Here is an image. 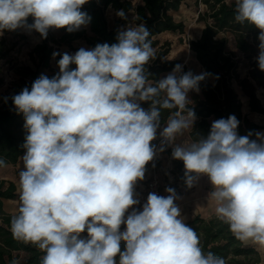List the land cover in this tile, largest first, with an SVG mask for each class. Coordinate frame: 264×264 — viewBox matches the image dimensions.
Listing matches in <instances>:
<instances>
[{
	"label": "clouds",
	"instance_id": "1",
	"mask_svg": "<svg viewBox=\"0 0 264 264\" xmlns=\"http://www.w3.org/2000/svg\"><path fill=\"white\" fill-rule=\"evenodd\" d=\"M86 3L0 0V35L21 27L42 39L52 28L76 32L91 20L82 11ZM234 13L235 22L259 30L256 59L264 72V0H234ZM116 14L126 18L123 9ZM149 37L144 23L130 24L111 45L53 52V58L60 56L59 72L52 78L42 74L30 90L12 97L27 135L10 231L43 253L40 264H225L204 253L181 216L174 189L166 188V196L149 193L142 209L135 207V185L157 154L152 141L164 110L170 115L159 151L172 147L189 188L195 177L207 176L217 218L237 240L264 249V133L238 135L239 121L230 115L214 120L206 138L176 144L197 119L189 92L198 93L210 74L183 72L177 64L150 82L145 66L155 50Z\"/></svg>",
	"mask_w": 264,
	"mask_h": 264
},
{
	"label": "trees",
	"instance_id": "2",
	"mask_svg": "<svg viewBox=\"0 0 264 264\" xmlns=\"http://www.w3.org/2000/svg\"><path fill=\"white\" fill-rule=\"evenodd\" d=\"M183 2L184 0H140L139 4L134 6L131 0H88L82 7V11L91 17L88 25L73 33L61 28L63 35L59 41L69 43L70 49H56L47 39L38 43L30 53L35 67H21L22 83L15 89L14 95L19 94L25 87L30 90L32 83L42 74L49 78L56 75L59 72L57 61L60 56L53 58L52 54H74L73 51L80 48L72 44L73 40H84L90 49L98 43H116L119 30L109 23V8L123 9L124 12L134 10L137 21L144 23L149 30L152 46H157L160 41L156 36L165 31L181 34L186 32L185 22L177 20L174 15ZM195 3H203L206 6L198 17V21L203 22L204 26L198 37L189 40V47L202 66L200 73L210 75L200 83L198 93L193 91L189 95L192 102L189 107L197 117L193 129L189 131L190 139L194 142L206 138L214 120L227 119L230 115H234L239 121L238 135H247L249 131L260 132L264 125L250 115L252 112L264 114V104L257 92L259 88H264V72L259 70L256 59L259 52V30L251 25L235 22L234 0H195ZM27 23H33L32 17L28 18ZM230 35L235 40L237 50L228 47ZM160 47L161 51L145 66L150 82L158 81L163 78V73L172 71L177 64H181V60L167 57L171 49L169 41ZM237 51L243 57L239 56ZM6 55L7 51L0 47V58ZM243 61H247L246 74L241 72ZM244 98L248 111L244 107ZM141 106L147 110L150 104L145 102ZM169 115L168 110L162 112L160 125L166 124ZM24 123L23 114L17 113L12 98L0 106V159H3L5 164L16 163L25 152L22 147L27 135ZM252 138L255 139V136ZM175 162L179 178L182 184L187 186L183 162ZM8 198L19 199L16 184L13 181L0 180V264H13V261L15 264H40L43 253L34 245L18 241L12 236L10 221L14 215L4 209V199ZM185 223L196 231L205 254L211 251L224 258L225 264H260L261 256L258 250L237 240L228 225L218 219L217 215L208 218L196 215ZM84 235L86 236V233ZM124 248L125 244L122 242L121 250Z\"/></svg>",
	"mask_w": 264,
	"mask_h": 264
},
{
	"label": "rangeland",
	"instance_id": "3",
	"mask_svg": "<svg viewBox=\"0 0 264 264\" xmlns=\"http://www.w3.org/2000/svg\"><path fill=\"white\" fill-rule=\"evenodd\" d=\"M136 6L139 4L140 0H131ZM206 9L205 4L199 3L196 4L195 0H184L180 9L174 12V15L177 20H183L186 24V32L181 34L179 32L165 31L156 36L159 39L160 43L157 46H152L155 50V55L161 51V45L166 41L171 43V49L167 57L171 59L181 60V66L183 72L192 71L194 74H199L202 71V66L195 57L193 51L189 47V40L192 38L198 37L203 29L204 23L198 21L200 11ZM117 11L114 8H109L107 11V16L111 26H115L118 30H122L130 24H140L137 21V17L134 10L125 12L126 18L122 19L117 16ZM63 35L61 29H49L47 40L50 45H53L56 49H61L62 51L70 49L69 43L63 41L60 42V38ZM44 39L40 37V34L35 31H29L25 27L18 28L15 31L3 32V35H0V47L7 51V55L4 58H0V106L7 100H10L14 95L16 88H19L22 80L20 75L21 67L25 65H31L35 67L33 60L31 59L30 53L33 48ZM72 44L78 48L89 49L90 47L82 39H75L72 41ZM229 49L237 50L235 46V40L232 35H230V41L228 45ZM77 50H74L75 53ZM239 53V56L243 55ZM45 70V69H42ZM173 71V70H172ZM172 71L165 72L162 74V77H166ZM241 72L242 74L247 73V61L241 63ZM258 95L262 99L264 104V88L258 89ZM191 92H189L190 95ZM245 100V110L248 111L246 99ZM251 117L264 125V114L257 112L250 113ZM166 124L160 125L157 130V138L152 141V144L157 148V154L152 161L146 165L145 177L143 180L138 181L140 184H144L145 180L157 174L161 181L163 187V196L168 195L165 191L166 188H172L177 194L181 189H185L182 181L179 178V171L176 167L175 159L172 158V147L167 144L164 145L165 150L159 151L161 147L163 138L160 133ZM191 130V129H190ZM189 130V131H190ZM189 131L185 132L183 135L177 137L175 143L187 145L193 142L189 137ZM6 209L9 211L11 206L7 203L5 205ZM82 237H85L84 234ZM23 255V254H21Z\"/></svg>",
	"mask_w": 264,
	"mask_h": 264
},
{
	"label": "crops",
	"instance_id": "4",
	"mask_svg": "<svg viewBox=\"0 0 264 264\" xmlns=\"http://www.w3.org/2000/svg\"><path fill=\"white\" fill-rule=\"evenodd\" d=\"M260 132L264 133V128L261 129ZM23 155L24 153L19 157L16 163H7L5 164V166H0V180H5L7 182L13 181L16 184L17 193H18L19 171L23 166L20 158ZM139 184L140 183L138 182L136 183V185ZM184 187L185 189H181L176 194L177 198L175 200V203L179 207L181 216L185 222L196 215H201L202 217L205 218L216 215L215 204L211 200L209 195L211 191V185L209 183L207 176L201 175L199 177H195L193 186L191 188H189L188 186H184ZM7 203L11 206L9 211L5 207ZM18 206H19V199L17 198L4 199V209L8 213L13 214L14 216L16 215ZM123 229L124 226L121 227V230ZM246 244L252 245L258 250L261 256L260 264H264V249H261L257 245H254L250 242Z\"/></svg>",
	"mask_w": 264,
	"mask_h": 264
},
{
	"label": "built area",
	"instance_id": "5",
	"mask_svg": "<svg viewBox=\"0 0 264 264\" xmlns=\"http://www.w3.org/2000/svg\"><path fill=\"white\" fill-rule=\"evenodd\" d=\"M135 198L139 200L136 209H142V205L146 202L149 193L163 195L162 181L157 174L145 180L144 184L135 185ZM131 211V210H130Z\"/></svg>",
	"mask_w": 264,
	"mask_h": 264
}]
</instances>
